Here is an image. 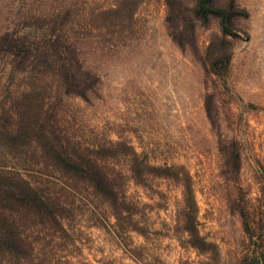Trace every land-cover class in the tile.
I'll list each match as a JSON object with an SVG mask.
<instances>
[{
  "label": "rangeland",
  "instance_id": "obj_1",
  "mask_svg": "<svg viewBox=\"0 0 264 264\" xmlns=\"http://www.w3.org/2000/svg\"><path fill=\"white\" fill-rule=\"evenodd\" d=\"M171 3L181 46L165 0H0V35L13 32L35 56L61 44L97 77L85 98L65 93L57 54L0 48V123L21 107L36 113L97 157L118 191L112 202L31 147H1L0 166L47 188L52 210L22 218L30 255L0 264H243L264 254V0H233L231 33L215 15L197 17L195 0ZM130 165L146 172L134 177ZM185 184L197 245L184 228Z\"/></svg>",
  "mask_w": 264,
  "mask_h": 264
},
{
  "label": "trees",
  "instance_id": "obj_2",
  "mask_svg": "<svg viewBox=\"0 0 264 264\" xmlns=\"http://www.w3.org/2000/svg\"><path fill=\"white\" fill-rule=\"evenodd\" d=\"M165 2L169 13L167 22L170 34L181 46L182 42L179 37L175 36L176 30H174L175 27L171 23L173 5L171 0H165ZM237 10L233 0H229L226 5H218L215 0H195L194 6V13L197 17L204 19L208 14L217 16L223 33L232 32V19L237 14ZM24 43L13 32L4 31L0 35V48L9 51L16 58L25 59L28 53L35 56V52L32 53L30 49L31 43ZM54 44L51 41V44L44 48L46 51L47 49L51 50L52 54H57L59 64H57L56 72L63 84V91L85 98L87 91L96 83L97 77L81 67L74 51H68L61 44L54 47ZM46 51L36 53L37 56L35 57L45 60ZM23 95H25V92L21 94V97ZM22 108L16 111L14 119L10 120L9 123H0V127L4 128L0 130V148L5 147L7 151L16 153L31 147L38 155L46 158L49 164L53 165L58 171L68 177L77 178L88 183L95 191L112 202H116V199H118L116 183L112 181L113 178L107 173L103 163L95 156L84 154L73 146L69 147L68 142L63 141L56 133L53 123H49V121L38 122L36 113L32 114L29 111L28 114ZM204 109L210 124H213L214 120L211 118L206 100H204ZM132 155V159H134L135 153L133 152ZM143 167L145 168V166ZM146 168L150 170V168L158 169L159 167L147 165ZM129 170L134 177L140 176L143 171L146 172L145 169H139V167H133L132 165H130ZM50 194L51 192L41 183H32L18 171L0 166V261H4L5 258L7 262L12 259H25L30 255L33 247L31 242L26 240L23 233L26 225L22 218L29 219L34 214L51 213L52 206L48 200ZM184 199L188 210L186 212L187 223L184 228L188 232L190 244L197 245L195 208L192 204L190 186L186 184L184 185ZM19 225H21V228ZM243 264H264V254L252 252L245 257Z\"/></svg>",
  "mask_w": 264,
  "mask_h": 264
}]
</instances>
